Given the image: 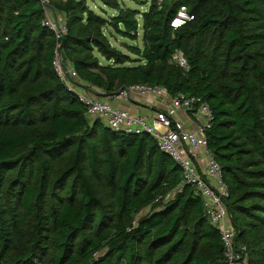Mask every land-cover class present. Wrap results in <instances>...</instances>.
<instances>
[{"label":"trees","instance_id":"obj_1","mask_svg":"<svg viewBox=\"0 0 264 264\" xmlns=\"http://www.w3.org/2000/svg\"><path fill=\"white\" fill-rule=\"evenodd\" d=\"M99 1L116 15L52 0L66 20L63 62L99 96L158 85L208 105L235 243L264 264V0H151L142 13ZM181 6L193 19L172 30ZM44 13L39 0H0V264H222L199 192L185 185L162 201L180 166L148 134L89 119L57 77ZM139 29L141 46L122 43L135 58L111 42ZM176 51L188 70L171 62Z\"/></svg>","mask_w":264,"mask_h":264},{"label":"built area","instance_id":"obj_2","mask_svg":"<svg viewBox=\"0 0 264 264\" xmlns=\"http://www.w3.org/2000/svg\"><path fill=\"white\" fill-rule=\"evenodd\" d=\"M44 9L43 25L47 27L55 40L52 66L67 90L76 94L86 105L89 119H99L111 130L126 134H148L159 149L169 155L181 168V182L167 193L163 200L169 201L180 193L185 185L194 187L206 208V214L213 226L218 229L223 245L222 264H248V254L244 245L235 243L236 230L224 203L228 196L227 188L221 179V170L207 148L205 130L210 128L213 115L208 105L199 97L178 94L169 96L165 87L158 85H131L121 88L110 96H101L87 91L76 71L63 62L60 54V40L67 32L66 20L62 13L52 7V0H39ZM162 0H157L160 6ZM193 19L184 6H181L170 21L172 30L184 26ZM171 62L183 70H188L187 61L181 51L171 56ZM101 94V93H100ZM155 97L162 102L149 120L141 114L114 107L113 100L129 99L132 96ZM186 122L192 123L187 127Z\"/></svg>","mask_w":264,"mask_h":264},{"label":"crops","instance_id":"obj_3","mask_svg":"<svg viewBox=\"0 0 264 264\" xmlns=\"http://www.w3.org/2000/svg\"><path fill=\"white\" fill-rule=\"evenodd\" d=\"M102 5V4H101ZM103 6V5H102ZM104 7V6H103ZM101 6H99L97 8L98 12L95 13H100L99 16L103 17V18H107V17H112L114 15H116V12L112 9H108L105 10V8H103ZM149 7V6H148ZM146 11V10H145ZM114 39V38H113ZM112 40V39H111ZM112 105L114 107H117L119 109H123V110H127L130 113H134V114H141L146 116L149 120H151V118L154 115V111L156 110V108L160 107L162 102L159 101L157 98L155 97H144V96H132L131 98L125 100V99H120V100H113L111 101ZM187 127H192V123L186 122L185 123Z\"/></svg>","mask_w":264,"mask_h":264},{"label":"rangeland","instance_id":"obj_4","mask_svg":"<svg viewBox=\"0 0 264 264\" xmlns=\"http://www.w3.org/2000/svg\"><path fill=\"white\" fill-rule=\"evenodd\" d=\"M85 1H86L87 6L89 7V9H91V10H95V12H98L97 8H98L99 6L103 7V6L101 5V3H100L99 0H85ZM119 1H120V2L122 3V5L125 6V7H129V8H132V9H137V10L139 11V13H142V12H144L145 10H147V9L149 8L148 6H150V3H151V0H119ZM103 8H105V7H103ZM98 9H99V8H98ZM105 10H108V9L105 8ZM108 11H109V10H108ZM98 14L100 15V13H98ZM107 18H109V17H107ZM140 20H141V19H140ZM139 30H140V31H139L140 36L138 37L139 40H137V41L132 42V41H130V40H128V39H125V38H123V37L117 35V34H114L115 37H114V39L111 40V42H112L116 47L120 48L121 51H123V52H125L126 54H128V56H129L130 58H135L132 54L128 53L124 47H122V43H123V42H126V43H128V44H137L138 46H141L142 43H141V41H140V37H141V33H142V31H141V29H139ZM120 45H121V46H120ZM101 61L104 63L103 59H101ZM132 65H134V63H132ZM83 85H86V84L84 83Z\"/></svg>","mask_w":264,"mask_h":264}]
</instances>
